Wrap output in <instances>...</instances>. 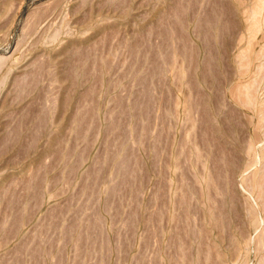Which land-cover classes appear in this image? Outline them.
<instances>
[{
    "label": "rangeland",
    "instance_id": "obj_1",
    "mask_svg": "<svg viewBox=\"0 0 264 264\" xmlns=\"http://www.w3.org/2000/svg\"><path fill=\"white\" fill-rule=\"evenodd\" d=\"M255 1L0 0V264H264Z\"/></svg>",
    "mask_w": 264,
    "mask_h": 264
},
{
    "label": "bare ground",
    "instance_id": "obj_2",
    "mask_svg": "<svg viewBox=\"0 0 264 264\" xmlns=\"http://www.w3.org/2000/svg\"><path fill=\"white\" fill-rule=\"evenodd\" d=\"M9 7V6H8ZM12 7V6H11ZM251 8H250V10L247 12V14L245 13H243L244 15H245V18H243L244 19V21H245V19H246V21L248 22H246L247 23V25H248V27H247V32L249 33V35L250 34H257L258 32H260V29H261V27H262V23H263V20H264V0H256L251 6H250ZM10 9V8H9ZM8 9V10H9ZM0 10H1V6H0ZM242 14V15H243ZM45 15V14H44ZM242 15H241V17H242ZM48 16V15H47ZM47 19H49V18H45V20H46V22H47ZM48 22H50V21H48ZM37 23V22H36ZM34 24V23H33ZM33 24L31 25V27L33 26ZM38 24H39V22H38ZM46 24H49V23H46ZM51 24V23H50ZM43 24L41 23V24H39V27H41ZM34 26H36V24H34ZM33 26V27H34ZM47 26V25H46ZM52 26V25H51ZM33 27H32V30H33ZM39 27H36L37 29L39 28ZM43 27H45L44 25H43ZM59 27V26H58ZM61 27V26H60ZM59 27V29H57L55 32H53L52 34H50V36L48 35L47 36V38L45 39V38H43V39H45V42H46V44H48V45H60L61 44V42L62 41H64V37H66V36H69L70 34H71V32L70 31H67V30H65V29H63V27L62 28H60ZM46 28V27H45ZM49 29H50V26L48 27ZM55 28V27H54ZM195 28V27H194ZM41 29V28H40ZM56 29V28H55ZM39 30V29H38ZM42 30H44V29H42ZM46 31H48L47 30V28L45 29ZM53 30V29H52ZM51 30V31H52ZM193 30V29H192ZM191 30V31H192ZM45 32V31H44ZM50 33V32H49ZM44 41V40H43ZM65 43V42H64ZM62 45V44H61ZM51 46V47H52ZM13 52V54H14V52H16L15 50L14 51H12ZM11 52V53H12ZM10 54V53H9ZM8 54V57L6 58V55L4 56V58L3 57H0V93H1V87H2V85L4 84V82H5V79L8 77V75L10 74V72L15 68V66H16V64H17V61L16 60H14L13 58H12V60L10 59L11 57H12V54L11 55H9ZM262 57L264 56V46H262V48H261V50H260V53H259ZM258 54V55H259ZM2 56V55H1ZM239 56H241V59H243L244 60V62L246 63V64H248V61H250V60H252L251 58H254L255 59V56H254V54H253V56H251V55H248L247 53H242V54H240ZM248 56V57H247ZM19 57V56H18ZM18 57H16L17 59H18ZM261 57V58H262ZM15 58V57H14ZM23 58V57H22ZM257 59V58H256ZM22 60V59H21ZM263 64H264V62H263ZM263 64H258V69L256 70V71H252L255 75H253L254 77H253V79H251L250 78V80H251V84L249 83V84H242L241 86H238V87H235L236 89L234 90V91H230L231 92V94H233V100L235 99V101L237 102V103H239L240 105H242L243 107H245V108H247V107H256L257 106V103H258V94H257V96L255 95L256 93V91H255V89H254V91H251V85H252V83L253 82H255L256 83V77L259 75L258 73H260L261 75V80L262 81H264V68L262 67V65ZM24 65V64H23ZM26 66V65H25ZM19 67H21V66H19ZM27 67V66H26ZM256 67H257V65H256ZM23 68H25L24 66H23ZM21 69H22V67H21ZM26 69V68H25ZM253 69H255V66H254V68ZM23 70V69H22ZM24 73H26V72H24ZM253 73H250V75H252ZM19 74H21V73H19ZM21 75H23V74H21ZM20 75V76H21ZM14 76V75H13ZM13 76H12V78H13ZM17 76V75H16ZM19 76H17V78H18ZM23 77H24V75H23ZM22 77V80H24V78ZM252 77V76H251ZM15 78V77H14ZM13 78V79H14ZM19 79V78H18ZM255 79V80H254ZM258 79H259V76H258ZM15 80V79H14ZM17 80V79H16ZM19 80H21V79H19ZM19 80H18V82H19ZM252 80H254L253 82H252ZM11 81H12V79H11ZM260 81V80H259ZM257 83L259 84L260 82H258V80H257ZM10 84H11V82H10ZM12 84H13V81H12ZM15 84H17V83H15ZM264 84V83H263ZM17 85H19V84H17ZM17 85H15L14 86V84L13 85H11V90L13 89V90H15L12 86H14L15 88H16V86ZM254 85V84H253ZM10 86V85H9ZM9 86H8V88H9ZM255 87V86H254ZM253 87V88H254ZM9 88V89H10ZM19 88V87H18ZM17 89V88H16ZM253 90V89H252ZM6 92V91H5ZM8 92V91H7ZM7 92L5 93L6 95H7ZM11 92V91H10ZM254 92V93H253ZM230 94V95H231ZM8 95H11V93L9 94L8 93ZM3 97H4V95H2ZM14 96V95H13ZM13 96H12V99L11 100H13L14 101V98H13ZM232 96V95H231ZM6 97V96H5ZM4 97V98H5ZM16 97V96H15ZM183 97L184 96H182V102H183ZM10 99H8L9 101H10ZM7 100V102H9ZM187 99H185V101L183 102V104L185 105L186 103H187V101H186ZM12 101V102H13ZM6 102V101H5ZM177 102H178V99H177ZM10 103V102H9ZM9 103H7L8 105H9ZM188 103H190L189 101H188ZM187 103V104H188ZM0 104H1V102H0ZM6 104V105H7ZM2 105H3V102H2ZM1 105V106H2ZM178 105V104H177ZM0 106V107H1ZM10 106V105H9ZM181 106H182V104H181ZM188 107H186V106H183L184 108L183 109H185V107L186 108H189V104L187 105ZM191 106V105H190ZM252 107V108H253ZM192 109H193V107H191ZM183 109H182V111H183ZM249 109V108H248ZM260 110H263V112H264V109L263 108H261ZM8 111V110H7ZM181 111V110H180ZM8 112H10V110L8 111ZM8 112H6V114H8ZM14 112V111H13ZM19 112V111H18ZM183 112H185V110L183 111ZM191 111H190V109H189V113H190ZM261 112V113H260ZM262 111H259V113L261 114H258L259 116L257 117L258 119V122H259V120H261V117H262V113H263ZM187 113H188V109H187ZM12 114V113H11ZM16 114V113H15ZM184 114V113H183ZM4 115V114H3ZM186 115V114H185ZM190 115V114H189ZM189 115H187V116H189ZM5 116V115H4ZM3 116V117H4ZM8 116H10V113H9V115ZM12 116V115H11ZM191 116H192V113H191ZM190 116V117H191ZM5 117H7V116H5ZM192 118V117H191ZM5 119V118H4ZM9 120V119H8ZM192 120V119H191ZM10 121V120H9ZM6 122V121H5ZM4 122V123H5ZM7 123V122H6ZM256 125H257V122L255 123ZM255 124H254V126H255ZM5 125V124H4ZM4 127V126H3ZM7 127V126H6ZM2 129H4V130H6L5 129V127L4 128H2ZM6 131H8L9 132V130H6ZM0 133H1V131H0ZM4 135V134H3ZM6 135V134H5ZM11 135V134H10ZM9 134H8V137L10 136ZM1 138V137H0ZM3 138H5L6 139V137L4 136ZM8 139V141H9V138H7ZM5 142V141H4ZM6 143V142H5ZM264 143V142H263ZM16 144V143H15ZM262 145V144H261ZM6 146V145H5ZM5 146H2L1 148H3V147H5ZM15 146V145H14ZM10 147H12V146H10ZM194 147L195 146H192L191 148H192V150H195L194 149ZM261 147V146H260ZM260 147H257V148H260ZM262 147H264V145H262ZM262 147L259 149L260 151L259 152H261V154L263 153V151H262ZM5 149H6V147H5ZM17 149H18V147H17ZM264 149V148H263ZM14 151H16V150H14ZM258 151V150H257ZM192 152H194V151H192ZM196 152V151H195ZM195 152L193 153V154H195ZM1 154H3V152L1 153ZM258 155H260L261 156V159H262V155L261 154H259V153H257ZM263 156H264V153H263ZM260 159V158H259ZM259 159H257V158H255V160H259ZM257 162V161H256ZM259 162V161H258ZM257 162V163H258ZM257 163H255V164H257ZM254 166V165H253ZM255 167H258L257 165L255 166ZM262 168V167H261ZM263 169V168H262ZM256 170H258V169H256ZM14 172V171H13ZM3 173V172H2ZM253 173V172H252ZM207 175V174H206ZM240 176V175H239ZM243 176V175H242ZM242 176H240V180H241V177ZM253 176V178H251L252 179V181H251V183L249 182V184H252L251 185V187H252V192H254V195L256 194V196H257V198L259 199V201L260 202H262V199H263V203H264V169H263V171H256L253 175L251 174V176L250 177H252ZM209 177V176H208ZM245 177H247V176H245ZM17 178V177H16ZM200 178V177H199ZM210 178V177H209ZM200 179H202V177L200 178ZM211 179V178H210ZM239 179V178H238ZM14 180V179H13ZM203 181L201 182L203 185H205V186H207V189L209 188L208 186H210V180H208V178H206V177H204L203 179H202ZM242 180L244 181V179L242 178ZM246 180V179H245ZM248 180V179H247ZM249 181H250V178H249ZM14 182V181H13ZM211 182H213V181H211ZM238 182H240V181H238ZM248 182V181H247ZM247 182H245L246 184H247ZM16 183V182H15ZM14 183V184H15ZM242 183V182H241ZM212 184H214V183H212ZM211 184V186H214L215 187V184L214 185H212ZM249 184H247V186H244V183H243V187H248V185ZM205 186L203 187V188H205ZM239 186V185H238ZM211 188V187H210ZM238 188H240V187H238ZM206 189V190H207ZM244 190H245V188H243ZM246 189H250V187H248V188H246ZM204 191H205V189H204ZM240 191V190H239ZM250 191V193H252ZM208 192H210L209 190H208ZM242 192V191H241ZM206 193V192H205ZM204 193V194H205ZM244 193V192H243ZM249 192H247L246 194H248ZM206 194H208V193H206ZM205 194V195H206ZM209 195V194H208ZM253 195V194H252ZM207 196V195H206ZM248 196V195H247ZM254 197V201L255 200H257V198H255V196H253ZM208 197H205V199H207ZM210 199V198H209ZM249 199H250V197H249ZM253 199V198H252ZM208 200V199H207ZM207 200H205V202L207 201ZM247 200V199H246ZM252 202V201H251ZM256 202V201H255ZM254 202V203H255ZM258 203V202H257ZM262 203V204H263ZM253 204V203H252ZM256 204V203H255ZM262 204L260 203L259 204V206H261V209L264 207H262ZM258 205V204H257ZM257 205H255V206H257ZM251 206V205H250ZM258 207V206H257ZM252 208V207H251ZM255 208V207H254ZM253 208V209H254ZM255 210V209H254ZM259 210H260V208H259ZM258 210V211H259ZM263 210V209H262ZM261 210V211H262ZM255 212H256V210H255ZM260 216H261V212H260ZM262 218V217H261ZM263 218H264V216H263ZM259 219V218H258ZM261 220V219H260ZM260 220H258V222L260 221ZM264 220V219H263ZM262 222V221H261ZM256 223H257V218H256V220H254L253 221V223H252V225H250V226H253V225H256ZM260 223V222H259ZM258 224V223H257ZM261 224V223H260ZM260 224H258V225H260ZM263 224V223H262ZM254 228H256V226L254 227ZM253 228V229H254ZM256 230V229H255ZM257 231V230H256ZM255 234V233H254ZM257 234V233H256ZM256 234H255V236H254V238L252 239V240H254L255 239V237H256ZM261 235H263L264 233H260ZM259 235V234H258ZM261 235H260V237H261ZM250 237V238H251ZM257 238V237H256ZM258 238H259V236H258ZM259 239H261V241L259 240L258 242H263L264 243V237L262 236V238H259ZM251 240V239H250ZM257 242V241H256ZM257 242V243H258ZM263 243H261V244H263ZM261 244H260V247H262L263 248V246H261ZM259 246V245H258ZM242 263H244V262H242ZM237 264H241V263H237ZM249 264V263H248Z\"/></svg>",
    "mask_w": 264,
    "mask_h": 264
}]
</instances>
